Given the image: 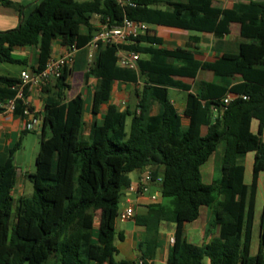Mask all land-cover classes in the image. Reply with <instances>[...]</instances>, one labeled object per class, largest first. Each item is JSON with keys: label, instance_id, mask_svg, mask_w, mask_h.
Segmentation results:
<instances>
[{"label": "trees", "instance_id": "16d2710c", "mask_svg": "<svg viewBox=\"0 0 264 264\" xmlns=\"http://www.w3.org/2000/svg\"><path fill=\"white\" fill-rule=\"evenodd\" d=\"M132 1L135 7L122 6L116 0H40L18 28L0 31V60L25 64L13 58L14 49L38 47L37 67L32 71H41L51 58L54 40L60 37L69 47L75 45L87 54L83 48L93 36L91 32L81 36L80 28L86 25L91 30L94 16L110 26L127 17L218 36L222 35L220 21L239 23L248 40L240 44L238 55L202 64L191 52L156 48L162 42L156 36H139L122 46L149 56L139 60L138 70L118 66L116 46H101L86 72V79L102 80L93 97L94 119L88 138L84 137L82 96L66 99L69 70L43 87L47 98L31 197L15 200L12 196L17 179L15 153L20 144L0 155V264H136L115 259L116 242L123 239L115 226L123 189L131 184L129 174L143 169L151 171L154 181L161 176L163 198L170 201L150 205L146 215L136 217L147 230L140 244V264L154 260L162 221L177 225L168 264H206V260L209 264H264V209L259 250L256 255L250 252L258 178L264 171L260 138L264 128V0L236 3L231 9L214 7L212 0L167 1L172 11L151 8L153 0ZM0 3L20 12L23 9L10 0ZM169 60L183 65L178 67ZM201 67L238 74L244 81L230 89L202 83L197 94H188L185 115L190 122L184 126L169 88L187 89L173 77H195ZM139 79L144 86L138 92L136 109L110 107L99 122L97 116L110 98L113 82ZM20 84L19 78L0 75V102L15 98V87ZM229 92L248 99L225 104ZM27 96L25 88L24 99ZM152 100L162 104L161 114L150 115ZM25 108V101L17 99L13 113L25 116ZM253 119L260 122L257 134L251 131ZM221 144V177L205 184L201 167ZM250 152H255V160L252 183L247 185L244 158ZM202 207L212 209L208 233L217 226L220 233L209 244L199 246L186 239L184 223L196 221Z\"/></svg>", "mask_w": 264, "mask_h": 264}, {"label": "crops", "instance_id": "0c3cea01", "mask_svg": "<svg viewBox=\"0 0 264 264\" xmlns=\"http://www.w3.org/2000/svg\"><path fill=\"white\" fill-rule=\"evenodd\" d=\"M13 3L19 4L23 7L22 11H18L12 7H6L0 3V31H10L18 28L20 24L25 20V18L33 11L40 0H10ZM78 2H90L93 0H76ZM154 2L150 5L151 8L172 11V7L168 5L167 1H177V0H153ZM185 1V0H178ZM252 0H212L211 5L214 7L222 9H231L236 3H249ZM99 16H94L91 20V30L83 25L80 28L81 36H88L90 32L92 33V39L100 31L102 25ZM146 23V22H144ZM148 30L141 33L140 36L151 35L156 36L161 39V44L154 45L156 48L164 50H176L182 49L187 52H191L194 55L196 61L202 64H212L221 60L225 55H238L240 52V44L243 41L248 40L244 36V25L239 23H227L220 21L219 30L222 33L221 36L215 33L209 32H199L189 29H183L179 27L159 25V24H149ZM92 39L84 45V50L78 51L76 55V61L74 67L69 70V75L67 78V83L70 88L66 91V99L70 100L80 94L84 100L83 108V121H84V137L88 138L89 128L93 122V97L96 91H98L102 85V80L96 77H89L86 79V72L89 70L88 66V46ZM130 42L127 45H130ZM142 45L149 46L148 43H143ZM53 50L51 57H60L66 53L69 46L65 42L64 38H57L53 42ZM85 51V52H86ZM140 54V53H139ZM39 55L38 47H17L12 52L13 58L17 60L25 61L24 69L20 72L19 76H13L21 79L23 72H32L33 68L37 67V59ZM149 56L140 54V59H148ZM170 63L181 67L183 63L169 60ZM0 63L1 62L0 60ZM1 67V66H0ZM79 71V79L76 83L72 82L74 73ZM7 75V74H0ZM12 76V75H8ZM178 82L186 85L188 88H169V95L171 102L177 110L178 114L182 119L184 126H188L190 119L185 115V110L187 107V97L188 94H197L201 89L202 83H212L216 85L226 86L228 89L238 85L244 81L241 75L229 73L227 71H216L214 69H207L201 67L195 77L187 76H177L173 77ZM144 86V81L139 79L137 82H124V81H114L112 84V91L110 98L101 105L100 113L97 116L99 122H103L106 113L110 107H117L121 110L129 108L134 111L139 103L140 98L138 97V92L142 90ZM28 96L24 99L32 108L31 116H22L15 113H2L0 114V155L6 149H13L18 144L19 149L15 153V165L17 172L16 185L12 190V196L15 200L23 197H31L33 195V184L32 175L36 171V157L40 148V140L30 139L29 134L34 133L40 137L41 131H26L24 126L27 122L32 119L37 118L41 121L45 114V101L47 95L38 86L28 85ZM232 93V92H229ZM228 93V94H229ZM163 112V106L157 101L152 100L150 103L149 113L152 116L159 115ZM217 115V111L214 109V116ZM130 120V119H128ZM131 121V120H130ZM260 122L257 119H253L251 122V131L257 134L259 131ZM128 127V121H127ZM202 133H207V128L203 127ZM262 142H264V128L262 134L260 135ZM30 144H33L34 157L32 161L26 158V151ZM222 145V144H221ZM223 155V148L221 153H213L209 160L201 167L202 179L205 184H212L219 177H216V171L218 164L221 167V158ZM34 160V161H33ZM255 160V152L248 153L244 158L245 175L244 182L247 185H251L253 178V167ZM35 166V170L33 169ZM147 169L134 171L137 172L136 177H132V173L129 174L131 183H136L140 176ZM160 179V180H159ZM151 186L157 188V194L161 192L162 189V178L158 177ZM145 194L139 195L136 192L129 190V187H124L123 197L120 204V211L126 208L128 205H132L135 210V216L131 220L121 221L117 220L115 230L117 234L123 236L122 240L116 242L118 248V253L115 256L117 261H129L140 264L142 260V253L140 250V244L145 241L147 236L146 227L139 225L136 222L137 216H144L148 213V207L156 203L168 204L169 199H165L159 196L158 202L154 203L150 199V195ZM261 200V214L264 209V171L259 174L258 178V191L256 196V203L254 208V223H253V233L256 226V207L258 202ZM261 218V216H260ZM212 219V209L210 207H202L200 209V216L194 222L184 223V235L188 242L195 245H206L209 244L215 237L220 233V227H214L208 233L209 223ZM98 226H96V229ZM177 225L171 221H162L159 225V235H158V248L156 251V256L151 264H168V254L173 243L171 238H175ZM260 233V226H259ZM260 239V238H259ZM259 250V248H258ZM251 255L252 254V242H251ZM258 252V251H257ZM257 254V253H256ZM255 254V255H256ZM209 264V260L205 261Z\"/></svg>", "mask_w": 264, "mask_h": 264}, {"label": "built area", "instance_id": "2783aa9c", "mask_svg": "<svg viewBox=\"0 0 264 264\" xmlns=\"http://www.w3.org/2000/svg\"><path fill=\"white\" fill-rule=\"evenodd\" d=\"M116 1L122 6H136V3L132 0ZM147 30L148 26L146 23L135 21L127 17H125L119 25H102L100 31L96 34L88 46V66L91 67L95 63L97 53L101 46L114 45L117 47L116 57L118 66L130 70H138L140 54L135 51L125 50L122 46H126L138 38L141 33L146 32ZM77 53L78 48L75 45L70 46L64 55L60 57H51L45 69L41 71L23 72L21 75V84L15 87L17 89L16 97L6 102H0V109L2 110L0 114L14 112L16 108V100H24V90L26 86L31 84L38 86L43 90V87L55 83L59 78H61L65 70H71L74 67ZM238 98H243L244 100L248 99L247 96H239L235 93H229L225 97L224 103L229 104ZM25 105L26 108L24 109V115L31 116L32 110H30L29 104L25 102ZM42 125L43 120L39 121L37 118H34L25 124L24 129L26 131H41ZM155 181L152 178L151 171L147 169L136 183L130 184L129 190L142 196L149 194L151 191L150 186ZM150 196L152 202H158L159 195L157 193H153ZM134 216V207L132 205H128L126 208L119 211L118 219L126 221L133 219ZM171 242L174 243V238H171Z\"/></svg>", "mask_w": 264, "mask_h": 264}, {"label": "rangeland", "instance_id": "374dc122", "mask_svg": "<svg viewBox=\"0 0 264 264\" xmlns=\"http://www.w3.org/2000/svg\"><path fill=\"white\" fill-rule=\"evenodd\" d=\"M0 74H7V75H12V76H19L20 72L22 71V69H24V64L23 63H7V62H3L0 63ZM79 71H76L74 73V76L72 78V82L76 83L77 79H79ZM130 128V120H128V127L127 129L129 130ZM30 139L32 140L31 142H33V140H36L37 142H39L40 137L34 133H30L29 134ZM223 148V144L220 145L217 149V153L220 154L221 150ZM26 158H28V160L32 161V158L34 157V149H33V144H30L27 148L26 151ZM34 161V160H33ZM33 169L35 170V166L33 165ZM137 172H133L132 173V177H136ZM221 175V167L218 164L217 167V171H216V177H219ZM151 189V193H156L157 192V188L155 186H150ZM219 198V197H218ZM261 200L260 202H258V205L256 207V218H255V222H256V226L254 228V234H253V240H252V254L255 255L258 251L259 248V244H260V239H259V226H260V216H261Z\"/></svg>", "mask_w": 264, "mask_h": 264}, {"label": "water", "instance_id": "95a60500", "mask_svg": "<svg viewBox=\"0 0 264 264\" xmlns=\"http://www.w3.org/2000/svg\"><path fill=\"white\" fill-rule=\"evenodd\" d=\"M159 196H160V197H163V193H162V192H160V193H159Z\"/></svg>", "mask_w": 264, "mask_h": 264}]
</instances>
